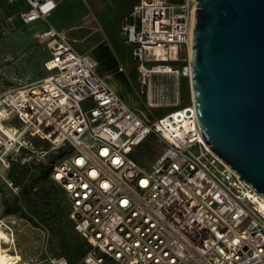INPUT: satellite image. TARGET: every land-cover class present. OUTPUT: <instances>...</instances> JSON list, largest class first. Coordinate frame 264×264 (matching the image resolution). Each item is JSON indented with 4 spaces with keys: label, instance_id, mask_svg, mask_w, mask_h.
I'll use <instances>...</instances> for the list:
<instances>
[{
    "label": "built area",
    "instance_id": "built-area-1",
    "mask_svg": "<svg viewBox=\"0 0 264 264\" xmlns=\"http://www.w3.org/2000/svg\"><path fill=\"white\" fill-rule=\"evenodd\" d=\"M5 1L24 3L17 10L24 23L56 6ZM195 4L134 5V21L123 30L141 84L149 88L155 73L189 75L191 58L182 67L173 61L190 51ZM33 36L48 53L45 74L8 85L0 77V175L12 186L3 175L12 165H50L47 176L64 193L68 219L91 245L84 264H264V195L207 144L193 113L188 127L172 111L145 120L99 72L96 56L76 50L52 26ZM150 134L164 148L146 166L132 152ZM59 150L64 154L50 161ZM4 219L0 225L13 234Z\"/></svg>",
    "mask_w": 264,
    "mask_h": 264
},
{
    "label": "rangeland",
    "instance_id": "rangeland-1",
    "mask_svg": "<svg viewBox=\"0 0 264 264\" xmlns=\"http://www.w3.org/2000/svg\"><path fill=\"white\" fill-rule=\"evenodd\" d=\"M2 1L0 0V7ZM33 32L34 28L29 24L21 23L19 29L14 28L11 31H5L0 27L2 84L8 85L17 80L31 81L45 74L42 62L48 53L41 48ZM127 48L130 52L127 67L128 71L132 72L133 82L130 85L124 83L123 89L145 120L149 117L148 120L155 121L175 106L186 104L181 96V89L177 93L176 87L183 76L190 85L189 75H177L173 72L155 73L150 77L148 88L141 84L137 77L138 60L132 53V46ZM189 53L188 50L183 52L181 59L175 60L173 64L182 67L179 62L186 61L189 65ZM152 63L154 62H147L148 65ZM150 93L153 101L149 98ZM190 100L192 103L191 87ZM35 142L47 145L37 138ZM163 148V144L156 136L150 134L135 147L132 156L141 164L150 166ZM63 154L64 152L61 155ZM47 165V162L38 164L31 162L30 166L26 163L21 166L12 165L10 170L3 173L5 178L12 181V186H9L0 175V210L4 203L11 204L14 208L11 214L0 215L6 217L4 222L9 220L12 223L13 231L11 234L0 226V264H62L64 260L67 264H84L83 258L91 249V245L77 233L72 221L68 219L65 196L61 188L48 176L41 175L42 167ZM48 192L49 197L45 195ZM54 215L59 217V221L54 220ZM1 233H4V240Z\"/></svg>",
    "mask_w": 264,
    "mask_h": 264
},
{
    "label": "water",
    "instance_id": "water-1",
    "mask_svg": "<svg viewBox=\"0 0 264 264\" xmlns=\"http://www.w3.org/2000/svg\"><path fill=\"white\" fill-rule=\"evenodd\" d=\"M190 87L207 144L264 195V0H196Z\"/></svg>",
    "mask_w": 264,
    "mask_h": 264
},
{
    "label": "crops",
    "instance_id": "crops-1",
    "mask_svg": "<svg viewBox=\"0 0 264 264\" xmlns=\"http://www.w3.org/2000/svg\"><path fill=\"white\" fill-rule=\"evenodd\" d=\"M137 1L56 0V6L45 18L24 23L17 13L24 3L18 1L9 4L3 0L0 7V27L11 31L19 29L22 23L29 24L34 31L44 30L48 26L61 30L76 50L98 58L99 72L134 106L123 89L124 83L130 85L133 82L132 72L127 67L130 55L127 47H133V44L126 40L123 25L134 21L132 10Z\"/></svg>",
    "mask_w": 264,
    "mask_h": 264
},
{
    "label": "trees",
    "instance_id": "trees-1",
    "mask_svg": "<svg viewBox=\"0 0 264 264\" xmlns=\"http://www.w3.org/2000/svg\"><path fill=\"white\" fill-rule=\"evenodd\" d=\"M175 2H181L182 0H173ZM175 62V61H173ZM181 65H185L186 64V61H180L179 62ZM132 75V74H131ZM180 89H181V96L183 97L184 101L186 104H183L181 106H175L173 109H171L170 111H175V110H179V108L183 107L184 105H187V104H190L191 103V100H190V85H189V82L187 81L186 77L183 76V78L181 79L180 81ZM169 112V111H167ZM166 112V113H167ZM65 150H59V152L57 154H54L51 156L50 158V161H53L55 157H58L60 156ZM43 168V172L41 175L43 176H47L48 175V171H49V168H50V165H47V167H42ZM46 196L50 195L49 192L48 194H45ZM49 197V196H48ZM12 212H14V208L11 204H8V203H4L3 205V213H6V214H11ZM22 216H25L24 214H22ZM57 215H54V220H57L59 221V217ZM30 222L33 223V221L30 219Z\"/></svg>",
    "mask_w": 264,
    "mask_h": 264
},
{
    "label": "bare ground",
    "instance_id": "bare-ground-1",
    "mask_svg": "<svg viewBox=\"0 0 264 264\" xmlns=\"http://www.w3.org/2000/svg\"><path fill=\"white\" fill-rule=\"evenodd\" d=\"M196 8H197V4H195L194 5V14H193V18L195 17V12H196ZM190 58H191V56H192V44H191V46H190ZM187 73L190 75L191 74V69H190V67L189 68H187ZM149 98H150V100L151 101H153L152 100V98H153V96H152V93H150L149 94ZM153 103V102H152ZM176 111H178V112H176ZM173 112V115H172V119L173 120H178V119H180V120H182L181 122H182V124H184L186 127H188L189 126V123H190V114H192L193 113V115H194V117H196V110H195V106H193V105H191V108H189V109H187V110H184V108H181V109H179V110H175V111H172ZM174 126V124L173 123H171V125H170V128L171 127H173ZM5 131L7 132V134L9 135V136H13V133H12V131L11 130H9L8 128H6L5 129ZM202 138H203V136H202ZM204 139V138H203ZM260 204H261V206H262V209L264 210V200H260ZM1 226V225H0ZM1 237H2V240H4L5 239V237H4V233H1ZM23 264H26V263H23Z\"/></svg>",
    "mask_w": 264,
    "mask_h": 264
}]
</instances>
